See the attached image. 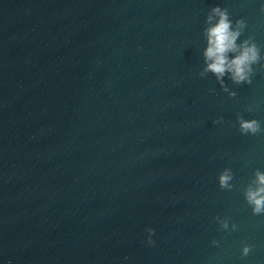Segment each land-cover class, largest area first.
I'll return each instance as SVG.
<instances>
[{
	"label": "water",
	"instance_id": "obj_1",
	"mask_svg": "<svg viewBox=\"0 0 264 264\" xmlns=\"http://www.w3.org/2000/svg\"><path fill=\"white\" fill-rule=\"evenodd\" d=\"M215 4L264 47L259 0H0V264H264V134L236 123L264 125V70L235 99L199 77Z\"/></svg>",
	"mask_w": 264,
	"mask_h": 264
},
{
	"label": "clouds",
	"instance_id": "obj_2",
	"mask_svg": "<svg viewBox=\"0 0 264 264\" xmlns=\"http://www.w3.org/2000/svg\"><path fill=\"white\" fill-rule=\"evenodd\" d=\"M260 12L264 14V0H259ZM248 22L245 18L233 19L229 8L221 4H215L207 12L202 29L204 46L202 56L204 67L199 72L200 78H206L208 74L215 77L220 88L230 98L235 99L237 92L226 83L231 81L234 85H252L258 71L264 70V47L256 40L254 35H246ZM214 92L215 90H210ZM245 111L252 113L255 108L251 105ZM223 117L214 121L220 125ZM236 123L241 135L257 136L264 134V125L258 119H248L242 113H237ZM235 173L232 168H224L218 176L219 187L231 192L236 187ZM243 197L251 209L252 215L264 216V170L257 168L247 185L243 188ZM215 222L219 230L232 233L238 230V225L228 216H216ZM146 243L155 245L153 237L156 234L154 228H147ZM221 241L214 239L212 245L220 247ZM253 251V245L244 243L240 249L241 259L248 257Z\"/></svg>",
	"mask_w": 264,
	"mask_h": 264
}]
</instances>
